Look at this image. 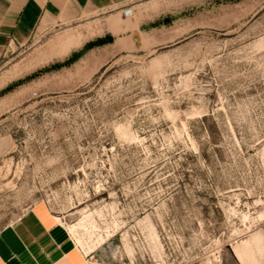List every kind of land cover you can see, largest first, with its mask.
I'll use <instances>...</instances> for the list:
<instances>
[{
  "label": "rangeland",
  "instance_id": "obj_1",
  "mask_svg": "<svg viewBox=\"0 0 264 264\" xmlns=\"http://www.w3.org/2000/svg\"><path fill=\"white\" fill-rule=\"evenodd\" d=\"M4 62L0 232L37 208L91 264H264V0L82 15Z\"/></svg>",
  "mask_w": 264,
  "mask_h": 264
},
{
  "label": "crops",
  "instance_id": "obj_2",
  "mask_svg": "<svg viewBox=\"0 0 264 264\" xmlns=\"http://www.w3.org/2000/svg\"><path fill=\"white\" fill-rule=\"evenodd\" d=\"M156 1L0 0V64L5 63L8 54L24 48L35 31H52L93 13L99 16L114 13L128 20L134 18L135 10L146 9ZM127 7L133 9L130 18L122 16ZM123 41L128 42L126 38ZM38 208L48 215L42 207ZM53 221L44 220L35 208L2 230L0 264H91L62 226Z\"/></svg>",
  "mask_w": 264,
  "mask_h": 264
},
{
  "label": "built area",
  "instance_id": "obj_3",
  "mask_svg": "<svg viewBox=\"0 0 264 264\" xmlns=\"http://www.w3.org/2000/svg\"><path fill=\"white\" fill-rule=\"evenodd\" d=\"M122 16L124 18H130L133 16V9L130 7L125 8L124 10H122Z\"/></svg>",
  "mask_w": 264,
  "mask_h": 264
},
{
  "label": "bare ground",
  "instance_id": "obj_4",
  "mask_svg": "<svg viewBox=\"0 0 264 264\" xmlns=\"http://www.w3.org/2000/svg\"><path fill=\"white\" fill-rule=\"evenodd\" d=\"M75 226L69 227L67 230L69 232L70 235H74L75 233ZM77 243H79V241H77ZM256 251V250H255ZM241 255V254H240ZM242 256V255H241Z\"/></svg>",
  "mask_w": 264,
  "mask_h": 264
}]
</instances>
